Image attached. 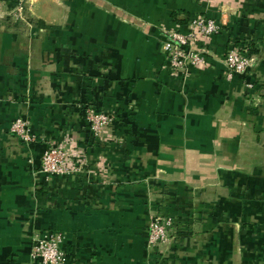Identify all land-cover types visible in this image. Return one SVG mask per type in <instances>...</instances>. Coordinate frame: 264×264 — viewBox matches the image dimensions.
Returning <instances> with one entry per match:
<instances>
[{"label":"crops","instance_id":"crops-1","mask_svg":"<svg viewBox=\"0 0 264 264\" xmlns=\"http://www.w3.org/2000/svg\"><path fill=\"white\" fill-rule=\"evenodd\" d=\"M198 14L224 25L182 78L163 30ZM231 46L250 70L228 73ZM86 104L115 116L99 139ZM49 141L83 172L40 174ZM157 210L176 232L152 249ZM52 229L68 264H264V0H0V264H43L34 237Z\"/></svg>","mask_w":264,"mask_h":264},{"label":"built area","instance_id":"built-area-1","mask_svg":"<svg viewBox=\"0 0 264 264\" xmlns=\"http://www.w3.org/2000/svg\"><path fill=\"white\" fill-rule=\"evenodd\" d=\"M25 6H17V17L23 18ZM221 15V14H220ZM208 17L198 14L191 16L185 25V32L175 29H164L163 50L165 67L172 74L187 78L194 69H205L209 65V51L201 44L223 29L222 15ZM255 55L245 48L231 46L224 57L228 73H245L255 64ZM85 118L95 138L99 139L104 129L115 121L111 113L98 111L91 104L84 107ZM11 132L23 143L31 144L37 141L28 118L18 116L11 123ZM85 162L76 159L67 145L54 141L48 142V147L41 157L38 171L46 177L66 176L83 172ZM175 217L160 210L153 211L148 224V245L152 249L168 245L175 234ZM64 233L59 230H47L34 237L31 256L43 264H68L69 255Z\"/></svg>","mask_w":264,"mask_h":264}]
</instances>
